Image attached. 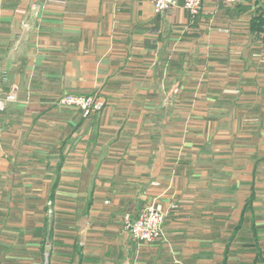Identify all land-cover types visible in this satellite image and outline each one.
Masks as SVG:
<instances>
[{
    "label": "crops",
    "instance_id": "obj_1",
    "mask_svg": "<svg viewBox=\"0 0 264 264\" xmlns=\"http://www.w3.org/2000/svg\"><path fill=\"white\" fill-rule=\"evenodd\" d=\"M264 1L0 0V264H264ZM97 96L83 117L60 101ZM165 214L164 238L125 219Z\"/></svg>",
    "mask_w": 264,
    "mask_h": 264
},
{
    "label": "built area",
    "instance_id": "obj_2",
    "mask_svg": "<svg viewBox=\"0 0 264 264\" xmlns=\"http://www.w3.org/2000/svg\"><path fill=\"white\" fill-rule=\"evenodd\" d=\"M216 4L226 7L236 6L247 0H213ZM264 1V0H263ZM154 11L157 14H164L178 9L181 5L190 15L191 19L197 18L204 10L205 0H152ZM264 35V22L262 25ZM17 99L16 92H12L7 98H0V112L4 111L7 102H15ZM63 108H71L82 114L83 117L92 115L104 110L105 104L97 96H82L68 94L60 101ZM165 214L163 208L158 204L146 205L141 210L137 220L131 221L127 216L125 219L126 231L131 237L143 244H153L157 240L164 238L163 225Z\"/></svg>",
    "mask_w": 264,
    "mask_h": 264
},
{
    "label": "trees",
    "instance_id": "obj_3",
    "mask_svg": "<svg viewBox=\"0 0 264 264\" xmlns=\"http://www.w3.org/2000/svg\"><path fill=\"white\" fill-rule=\"evenodd\" d=\"M237 6V5H236ZM193 21H195L196 20V18L195 19H192ZM97 98H99V97H97Z\"/></svg>",
    "mask_w": 264,
    "mask_h": 264
}]
</instances>
